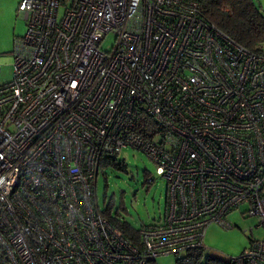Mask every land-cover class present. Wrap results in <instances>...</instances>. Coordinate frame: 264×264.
I'll return each mask as SVG.
<instances>
[{"label":"built area","instance_id":"obj_1","mask_svg":"<svg viewBox=\"0 0 264 264\" xmlns=\"http://www.w3.org/2000/svg\"><path fill=\"white\" fill-rule=\"evenodd\" d=\"M19 12L27 31L0 86L6 264L188 259L243 206L264 228V54L205 19L201 0H23ZM126 148L168 184L137 242L97 196L101 161ZM231 262L264 264V237Z\"/></svg>","mask_w":264,"mask_h":264},{"label":"rangeland","instance_id":"obj_2","mask_svg":"<svg viewBox=\"0 0 264 264\" xmlns=\"http://www.w3.org/2000/svg\"><path fill=\"white\" fill-rule=\"evenodd\" d=\"M23 0H0V86L10 83L14 77L15 50L26 34L27 22L19 12ZM264 14V0H254ZM62 13V12H61ZM115 36L109 35L102 45L111 51ZM264 50V44L262 46ZM125 162L127 172L107 168L100 172L97 196L101 209L112 202L113 214L121 213L136 229L159 220L166 212L168 184L163 171L146 154L126 148L118 156ZM242 210L229 213L226 220L232 226L211 224L205 234L207 255L224 261L239 257L251 245V239H262L264 228L258 227V217L242 215ZM176 256L159 257L155 264H177Z\"/></svg>","mask_w":264,"mask_h":264},{"label":"trees","instance_id":"obj_3","mask_svg":"<svg viewBox=\"0 0 264 264\" xmlns=\"http://www.w3.org/2000/svg\"><path fill=\"white\" fill-rule=\"evenodd\" d=\"M201 10L205 19L217 26L236 43L264 54V14L254 0H201ZM114 168L127 172L125 162H120L118 155L105 157L100 163V172ZM99 172V175H100ZM113 204L108 202L102 209L103 215L122 230L124 235L133 242L138 241L139 229L126 219H122L119 211L113 214ZM252 240V239H251ZM0 264H6L4 257ZM177 264H233L207 255L206 249L189 254L188 259H179Z\"/></svg>","mask_w":264,"mask_h":264}]
</instances>
